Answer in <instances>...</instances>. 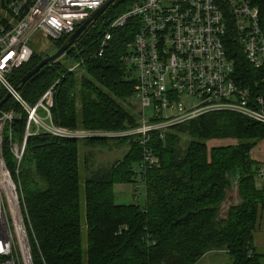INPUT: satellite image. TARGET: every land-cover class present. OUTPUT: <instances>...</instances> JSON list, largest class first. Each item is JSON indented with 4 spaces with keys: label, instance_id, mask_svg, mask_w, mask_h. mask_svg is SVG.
<instances>
[{
    "label": "trees",
    "instance_id": "16d2710c",
    "mask_svg": "<svg viewBox=\"0 0 264 264\" xmlns=\"http://www.w3.org/2000/svg\"><path fill=\"white\" fill-rule=\"evenodd\" d=\"M10 1L0 0V10ZM133 1L115 0L58 60L18 87L23 99L34 105L55 83L52 122L91 133L85 138L30 135L19 163L9 154L5 134V161L22 195L32 263L195 264L208 252L222 251L230 264H264V247L256 243L264 230V187H256L260 162L250 155L264 141V125L220 111L171 126L162 136L152 132L145 144L137 136L96 135L137 125L130 104L136 79L123 62L138 30L137 19L111 30V39L98 54L109 25ZM250 1L259 9L264 32V0ZM69 37L51 42L58 49ZM223 42L242 85L252 88L264 78V66L255 69L247 63L231 26ZM43 57L33 53L9 80L19 85ZM5 95L0 87V101ZM9 109L18 114L11 130L21 142L26 113L12 99L2 105V110ZM184 134L188 140L181 145ZM223 139L231 143L210 145ZM81 142L92 148L127 145L128 150L110 167L93 170L82 188ZM146 148L155 158L150 167L143 166ZM137 180L145 184V205L115 203L113 186ZM234 186L236 201L229 193Z\"/></svg>",
    "mask_w": 264,
    "mask_h": 264
},
{
    "label": "built area",
    "instance_id": "2783aa9c",
    "mask_svg": "<svg viewBox=\"0 0 264 264\" xmlns=\"http://www.w3.org/2000/svg\"><path fill=\"white\" fill-rule=\"evenodd\" d=\"M107 1L11 0L1 10L0 87L26 113V124L21 142L16 141L11 125L18 114L0 107V264H33L22 195L5 161L4 132L9 154L18 163L30 135L91 136L90 132L70 131L52 122L55 83L31 105L9 80V74L32 57L29 41L34 33L50 41L71 35ZM129 19H137L138 30L126 46L123 62L136 79L137 125L96 135L137 136L145 144L152 132L162 136L171 126L220 111L264 125V78L255 81L252 88L242 85L223 42L231 26L247 63L255 69L264 66V32L259 9L250 0H135L109 25L99 56L112 37L111 30ZM144 161L143 166L148 163V167L155 163L147 148ZM255 177L264 187V162L259 163Z\"/></svg>",
    "mask_w": 264,
    "mask_h": 264
},
{
    "label": "rangeland",
    "instance_id": "374dc122",
    "mask_svg": "<svg viewBox=\"0 0 264 264\" xmlns=\"http://www.w3.org/2000/svg\"><path fill=\"white\" fill-rule=\"evenodd\" d=\"M1 12V10H0ZM29 46L34 51L41 56H47L55 52L54 45L50 40H48L43 34L41 33H34L29 41ZM62 59V58H61ZM130 104L133 106V109L137 111L139 105L138 102L134 98L130 99ZM146 115H150L149 109L145 110ZM83 132L85 130H78ZM7 132V131H6ZM4 134H6L4 132ZM181 145H184L188 140V136L185 134L182 136ZM231 143L230 140L223 139V140H215L210 142V145H226ZM80 150V182L83 188L84 179L88 176L93 170L102 167H110L113 162L116 160L121 159L125 152L128 150L127 145L121 146H110V147H90L81 142L79 146ZM251 158L255 161L260 163L264 162V141L259 142L250 152ZM256 187L257 189H261L260 183L256 180ZM236 187H233V191H229L234 196L235 200V192ZM113 193H114V201L115 203H134L137 202L140 205H145L146 203V190L145 184L141 180H137V182L133 184H120L117 183L113 186ZM232 201L229 199L228 203ZM259 238L257 237L256 243L262 248L264 247V230L258 232ZM195 264H230L229 258L226 254L222 251L217 252H208L204 256H202Z\"/></svg>",
    "mask_w": 264,
    "mask_h": 264
},
{
    "label": "water",
    "instance_id": "95a60500",
    "mask_svg": "<svg viewBox=\"0 0 264 264\" xmlns=\"http://www.w3.org/2000/svg\"><path fill=\"white\" fill-rule=\"evenodd\" d=\"M115 0H108L106 3L101 5L89 18H87L85 21L81 23V25L70 35L69 39L58 49L55 50L50 55H47L43 57L33 68L28 70L20 79L19 85H15L16 89L18 90L21 85L26 83L32 76H34L41 68L48 65L49 63L58 60L65 52L66 50L72 46L76 40L79 38L81 33L84 31V29L92 25L96 22V20L105 12V10L114 2ZM10 99V94H6L5 97L0 101V107L8 100ZM231 174L232 181H235V176L233 173ZM187 213L184 216V219L187 218Z\"/></svg>",
    "mask_w": 264,
    "mask_h": 264
},
{
    "label": "crops",
    "instance_id": "0c3cea01",
    "mask_svg": "<svg viewBox=\"0 0 264 264\" xmlns=\"http://www.w3.org/2000/svg\"><path fill=\"white\" fill-rule=\"evenodd\" d=\"M257 237L259 238V235L257 234Z\"/></svg>",
    "mask_w": 264,
    "mask_h": 264
}]
</instances>
